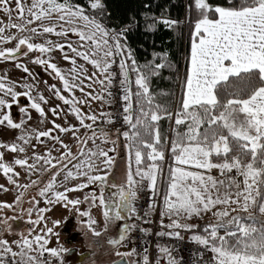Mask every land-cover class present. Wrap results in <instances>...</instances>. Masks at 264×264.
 <instances>
[{"label":"snow or ice","instance_id":"obj_1","mask_svg":"<svg viewBox=\"0 0 264 264\" xmlns=\"http://www.w3.org/2000/svg\"><path fill=\"white\" fill-rule=\"evenodd\" d=\"M88 5L93 14H86L72 0H0V14L6 17V21L0 19V60L13 62L25 74L17 80L0 75V126L19 133L12 143L0 142V172L9 184L25 191L39 187L42 178L50 175L39 187V199L29 201L27 209L29 217L35 213L36 218L27 222L37 234L14 241L19 251L0 239V264H54L52 258L64 264L63 255L69 249L47 247L49 237L56 233L47 227L45 214L58 204L75 208L78 218H84L78 220L80 225L94 237H105L111 248L134 245L129 251H114L117 259L111 264H151L148 249L139 251L133 239L138 230L136 239L143 244L151 230L128 222L145 219L151 223L146 220L150 212H158L156 237L183 242L182 230L192 232L188 240L199 249L185 260L173 255L178 245L158 242L155 264H161V258L165 264H264V0H226V5L215 6L209 0H194V4L185 0L183 20L170 18L167 9L160 16L142 12L149 31L162 26L179 36L186 30L189 46L183 75L167 50L153 52L152 59L143 64L137 61L124 41L137 26L134 15L119 30L109 29L101 22L107 12L103 0H88ZM9 42H15L14 46H4ZM57 51L67 67L56 62ZM29 63L43 68L58 83L45 80L42 91ZM86 65L91 66L90 73ZM164 68L176 71L182 90L178 99L158 103L151 81ZM117 79L118 93L113 90ZM117 95L122 105L118 114L126 130L117 128L113 139L109 126L116 123L114 113L96 114L91 102L113 106ZM53 97L60 103L50 106ZM83 107L89 111L84 112ZM33 110L38 114V126L49 122L52 126L46 130L30 126ZM49 114L53 119L49 120ZM69 116L78 125L70 123ZM60 118L64 125L56 122ZM165 119L174 120L170 124L174 164L167 173L162 166L169 143L161 131ZM69 134L75 153L62 138ZM46 141L51 147L43 155L37 154L36 146ZM107 144L112 147L106 149ZM118 145L126 156L121 183L116 182L117 157L112 155L118 152ZM29 146L33 149L30 158ZM5 150L23 154V158L5 162ZM14 166L24 169L29 178L34 173L38 178L21 185L14 178L19 176ZM81 178L84 182L68 186ZM160 185L162 205L158 208L149 203L141 215L140 193L147 189L155 198ZM90 186L94 190L82 199L69 197ZM23 194L15 197L16 205ZM41 201L46 207L40 206ZM81 204L87 209L81 210ZM96 206L103 210L99 228L91 213ZM13 207L0 204V208ZM206 213L213 219L201 233L199 225L188 221ZM8 219L18 220H0L6 231L11 230ZM117 222L122 223L112 235L109 226L115 227ZM59 224L53 221L54 226Z\"/></svg>","mask_w":264,"mask_h":264},{"label":"trees","instance_id":"obj_2","mask_svg":"<svg viewBox=\"0 0 264 264\" xmlns=\"http://www.w3.org/2000/svg\"><path fill=\"white\" fill-rule=\"evenodd\" d=\"M194 4V0H192ZM215 6L217 4L226 5V0H209ZM73 4H78L84 8L86 14H93L89 8L88 0H72ZM107 8L104 18L101 22L109 29L119 30L124 24L128 23L130 16L136 17L137 26L132 29L124 41L131 46L135 58L140 64L152 59L153 52L161 53L167 50L170 54L171 61L178 66L181 75L184 73L185 65L187 63L184 53L189 46L188 36L186 34L177 35L170 30L159 26L156 31H149L146 27L142 12H148L156 16H160L163 9H167V15L172 19H185V0H103ZM195 18L193 14V19ZM157 63L160 61L157 60ZM180 84L179 96L181 95V81L177 79V73L169 68H164L160 71L158 76L152 78L151 91L157 95L158 103H165L173 100L177 91V85ZM160 93H167L168 95L160 96ZM24 102V98H21ZM170 121H161V131L168 136ZM181 130H184L181 128ZM172 132L170 134L171 140ZM171 153H168V163H171ZM169 166L166 167L167 173ZM163 191V186H162ZM207 222H201L199 231L202 233L203 228ZM182 232H185L182 230ZM192 234V232H187Z\"/></svg>","mask_w":264,"mask_h":264},{"label":"rangeland","instance_id":"obj_3","mask_svg":"<svg viewBox=\"0 0 264 264\" xmlns=\"http://www.w3.org/2000/svg\"><path fill=\"white\" fill-rule=\"evenodd\" d=\"M12 6L15 7L14 3L12 4ZM14 16H15V14H14ZM0 19H5V21H6V17H4L2 14H0ZM17 22H19V21H17ZM50 38L56 39L55 37H50ZM70 39L75 41L76 38L74 36H71V34H70ZM37 42H39V41H37ZM14 43L15 42H9L8 44H6L4 46L13 47ZM35 55H37V53L32 54V56H35ZM54 55L56 57V62L58 64H60L63 67L68 66L67 62L62 60L61 54L58 51L56 53H54ZM28 67L34 71L36 78L40 81L39 87L42 91L45 90V85H44L43 81L47 80L48 83H50V84L51 83H58L57 81L53 80L52 77L49 76L43 68L36 66V65H33L31 63L28 64ZM86 67H88L89 73H90L92 71L91 66L86 65ZM4 74H7L9 76V78H11L13 80H17L18 78H21L25 75L21 70H18L14 67L13 62H11V61L5 62V61L0 60V75H4ZM96 87H99V86L97 85ZM17 90H20V89H17ZM86 91H88V89H86ZM179 91H180V84L178 83L177 91H176L174 99H178ZM44 94L46 96L49 95V93L47 91H44ZM58 103H60V102L57 101L53 97L51 99L50 106H54ZM12 111L14 114H17L16 118L18 119V113H17V109L15 106L13 107ZM64 111L65 112L67 111L66 106H64ZM32 115L33 116L36 115L34 110L32 112ZM170 130H171V128H170V124H169V129H168L169 134L167 136L169 143L166 146L165 160L163 161V164H162L164 170L166 169L167 166L170 167L173 165V162H172L173 160L171 161V163H168V153L170 152V147H171ZM17 135H19L17 130H9L6 127L0 126V142L12 143L15 141V137ZM42 146L43 145H41V144H38L36 146L35 151L37 154L43 155L49 148L48 147L46 149H43ZM26 150H27V154L30 158L33 155V149H32V147L29 146L26 148ZM57 154H58L57 152L53 151V155H57ZM14 158H23V154L16 156V154H12L9 151L5 150V156H4L5 162H11ZM29 162L31 163V159H29ZM14 169H15V172L19 173V176L14 177V178L17 180V183H19L21 185L28 184V183H30L31 179H37L38 178V174H35V173L29 178L27 173L20 166H14ZM158 184H159V181H158ZM42 185H43V183L39 187H42ZM0 186H2V187H0V204H13L14 205L13 208H16L20 205V203L23 202V204L20 205L21 209L19 211L20 212L19 216L21 217L22 221L24 220L25 224H24V227L22 228L21 231H19L18 233H14L13 231L16 228V226H14V225H11L10 231H6L5 230L6 226L3 224H0L3 227V230H2L1 235H0V239L7 240L9 242V246L12 247L13 251H19V250H17L18 249L17 246H12L10 239L19 240V239H21L22 236L31 238V236L37 234L36 231H35V233L32 231L28 232V229H30V228L28 226L29 223L27 221L29 219H33V216L29 217V215L27 213V209L31 206L29 201H31L33 198L38 199L37 193H38L39 187L31 188V189H28L27 191H25L23 188L17 189L14 185L8 183L7 178L3 175L2 172H0ZM4 189H7V191H5ZM20 192L24 193L22 196V199H21L22 202H20L18 205H16L15 197L17 195H19ZM162 202H163V191H162V185H160V187L158 188L157 195L155 197V203L158 205V208L162 205ZM41 204H42V201H41ZM41 204H40V206H41ZM231 207H235V206L233 205ZM24 210H26V211H24ZM8 213L9 212H8L7 208H0V217L2 219H4L5 217H8V216L10 217L11 215ZM212 219H213V217H212L211 213H206L202 217L193 218L191 221H188V222L193 223V224H199L201 222H209ZM181 222H183V221H181ZM8 225H10L9 221H8ZM39 227L43 228L44 225L41 224ZM92 244H94V245L91 246V248H92L91 254H89V248H85L83 246L78 245L77 249L82 250L80 253L82 255V257L76 252L73 254L74 255L73 258H70V260L67 258L68 262H69L68 264H106V263L111 262L114 259H117L113 255L114 251H116V250L129 251L128 247H123V246L120 247L119 249H113L107 245L103 246L104 244L102 245V243L99 246L93 242H92ZM51 245H52V247H55L57 244L53 241L51 243ZM62 246H63V244L60 245L59 247H62ZM59 247L56 246L55 248L59 249ZM85 250H87V251H85ZM78 256H80L79 257L80 259L77 258ZM46 259H48V257H46ZM52 259L54 260L55 258H52ZM54 264H59L58 260H56V262L54 261Z\"/></svg>","mask_w":264,"mask_h":264},{"label":"crops","instance_id":"obj_4","mask_svg":"<svg viewBox=\"0 0 264 264\" xmlns=\"http://www.w3.org/2000/svg\"><path fill=\"white\" fill-rule=\"evenodd\" d=\"M76 95H77V97L81 96V94L79 92H77ZM91 103H92L91 111L95 112L96 114H99L100 111H109V105H103V104H101L99 102H95V101H93ZM82 110L84 112H88L89 111V109L87 107H83ZM37 115L38 114L33 116V120L30 123V126H36V127L39 128V130H46V128L52 126L50 122L47 123L44 126H38L37 125V120H36ZM51 119H53V118L49 114V120H51ZM68 121L70 123H72V124H77L78 125V122L75 121V119L73 117H71V116L68 117ZM56 122L57 123H61L62 125H64V123H65L63 118L57 119ZM97 125L98 126L100 125V121L99 120L97 121ZM123 130H126V128H124ZM123 130H121V131H123ZM110 131H111L112 138L116 139L117 138L116 137V130L112 129L110 127ZM80 134L81 135L83 134V130H81ZM62 138H63L65 143H68L71 146L72 151L75 153L76 145H75V142L73 140H71L70 134L63 136ZM119 139H120L121 142L123 141V137L122 136ZM32 143L35 144L36 143L35 140H33ZM41 145H43L42 146L43 149H46L48 147L50 148L51 147V142H47L46 141L45 144H41ZM89 146H91V142H89ZM57 147H59V146H57ZM104 147L107 149V148L112 147V145L111 144H107V145H104ZM117 147H118V152H114V153H112V155L117 157L116 182L117 183H121L122 180H123V174H124V169H125V164H126V156H125V153L123 151L122 145H118ZM57 155H59V153ZM173 164H174V162H173ZM49 178H50V175L43 177V179H42L43 183H46ZM79 182H84V180L81 178L79 180L71 181V183L68 186L72 187L76 183H79ZM60 190H63V189L61 188ZM93 190H94V186H90L86 190H81V191H78V192L69 193V197L70 198L82 199L84 195H86L88 192H91ZM38 199H39V197H38ZM41 206L42 207H46V205H44L43 202H42ZM51 207H52V210L45 214V219L47 220V227H53V231H54V233H56V235H52V236L49 237V244H48L47 247L51 248L52 247L51 243L54 241L57 244L56 245L57 247H59L60 245L63 244L62 248L69 249V250L73 249L75 251V253L77 252L79 255H81L80 253H81L82 250L77 249L78 245L83 246L85 248H89V246L94 245V244H92V242L95 243L98 246L101 243H102V245L104 244L103 246L107 245L106 241H105V237H103V236L100 237V238L94 237L90 232H88L85 228H83L80 225L78 220H82L84 218H78L75 208H72L71 206H69L68 209H65L60 204L54 205V206H51ZM80 208H81V210H85V209H87V205L86 204H81ZM91 213H92L93 218L98 221L97 227L98 228L102 227L103 226V216H102L103 210L99 206H96V207H94L91 210ZM53 221H60V224L54 226L53 225ZM128 222L132 223V220H130ZM168 222L169 221L167 220V218H165V223H168ZM121 223L122 222H117L115 227L110 225L109 226L110 227V234L115 235L117 233L118 228H119ZM64 225L66 227L65 230H63ZM69 233L75 234L76 238L71 240V241H67L66 240V236ZM127 247L130 250L129 245ZM59 248H61V247H59ZM85 251H87V250H85ZM63 260H64V264H68L69 263L67 258L65 259V255H63Z\"/></svg>","mask_w":264,"mask_h":264},{"label":"built area","instance_id":"obj_5","mask_svg":"<svg viewBox=\"0 0 264 264\" xmlns=\"http://www.w3.org/2000/svg\"><path fill=\"white\" fill-rule=\"evenodd\" d=\"M119 58H117L118 61ZM114 71H118V69L114 66ZM114 91H116L117 93L119 92V88H118V79L114 84ZM118 110L120 112H122V105L119 102V96L117 95V103L113 106H109V111L114 113V120H116V123H114L113 125H111V128L113 129H117V128H124L123 126V121H122V115L118 114ZM171 125H174V120L170 122ZM170 134H171V130H170ZM166 170V169H165ZM212 174L214 176L219 177V172L217 170H213ZM234 174V173H233ZM242 180V178H241ZM155 203V198H153L151 191L149 190H145L143 193H140V203L138 205V209L141 213V215H143V212L148 210L147 206L149 203ZM158 207V205H157ZM157 213H151L149 214V216L146 218V220L148 221H152L151 223H147L145 222V219H142L140 221H136L133 219L132 223H136L139 227H143V228H147L151 230V234L147 237L144 238V243L141 244L139 239H136V237H138L140 235V233L137 232L135 234H133V239L136 240L135 246L138 248L139 251H143L144 248L148 249V254L150 257V261L151 264H155V258L157 256V248H156V244L159 242L161 244H167V245H171V246H177L178 245V250L174 251L173 255L176 256L177 258H182L187 260V258L189 257L190 253L193 251H197L198 246L193 245L189 240L188 237L191 236L192 234L187 233V232H182V235L184 236V240L183 242H178L175 240V238L172 237H156L155 233L157 231H160V226L157 222ZM221 234H223L221 232ZM130 249L134 246L132 243L128 244ZM207 256H210L211 253H206ZM137 259H139L137 257ZM161 264H165V261L163 260V258H161Z\"/></svg>","mask_w":264,"mask_h":264},{"label":"flooded vegetation","instance_id":"obj_6","mask_svg":"<svg viewBox=\"0 0 264 264\" xmlns=\"http://www.w3.org/2000/svg\"><path fill=\"white\" fill-rule=\"evenodd\" d=\"M20 202H22V201H20ZM23 204V202L22 203H20V205H22ZM20 205L18 206V207H16V208H7V210H8V214H10L11 216L9 217V218H11V217H16V218H18V220L17 219H8V221H9V223H10V225H14V226H16V228L14 229V233H18L19 231H21L22 230V228L24 227V224H25V222H24V220L22 221V219H21V217L19 216V211H20V209H21V207H20ZM42 207V206H41ZM24 211H26V210H24ZM32 216H33V220L36 218V216H35V213H33L32 214ZM8 217H5V218H8ZM0 220H2V218L0 217ZM29 226V228L30 229H28V232H34L35 233V230H33V226L31 225V224H29L28 225ZM20 228V229H19ZM65 225H64V227H63V230H65ZM2 230H3V227H2V225H0V235H1V232H2ZM76 238V235L75 234H71V233H69L67 236H66V240L67 241H71V240H73V239H75ZM17 239H10V242H11V244H12V246H17L15 243H13L14 241H16ZM17 250H19V249H17ZM75 253V251L73 250V249H70L69 250V253L68 254H66L65 255V259L66 258H68L69 260H70V258H73V254ZM81 257H82V255H80ZM80 256H78L77 258H79ZM45 259H46V257H45ZM67 259V260H68ZM80 259V258H79ZM73 260V259H72ZM54 261L56 262V260L54 259ZM66 261V260H65ZM59 262V261H58ZM106 264H111V262H109V263H106Z\"/></svg>","mask_w":264,"mask_h":264},{"label":"water","instance_id":"obj_7","mask_svg":"<svg viewBox=\"0 0 264 264\" xmlns=\"http://www.w3.org/2000/svg\"><path fill=\"white\" fill-rule=\"evenodd\" d=\"M121 130H123V129H121Z\"/></svg>","mask_w":264,"mask_h":264}]
</instances>
